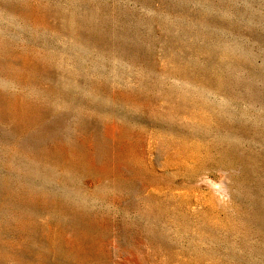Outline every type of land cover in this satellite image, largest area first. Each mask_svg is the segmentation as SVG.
Masks as SVG:
<instances>
[{
  "label": "rangeland",
  "instance_id": "374dc122",
  "mask_svg": "<svg viewBox=\"0 0 264 264\" xmlns=\"http://www.w3.org/2000/svg\"><path fill=\"white\" fill-rule=\"evenodd\" d=\"M0 264H264V0H0Z\"/></svg>",
  "mask_w": 264,
  "mask_h": 264
}]
</instances>
